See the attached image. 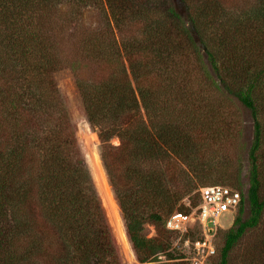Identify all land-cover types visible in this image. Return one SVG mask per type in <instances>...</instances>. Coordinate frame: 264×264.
I'll return each instance as SVG.
<instances>
[{
    "label": "trees",
    "instance_id": "obj_1",
    "mask_svg": "<svg viewBox=\"0 0 264 264\" xmlns=\"http://www.w3.org/2000/svg\"><path fill=\"white\" fill-rule=\"evenodd\" d=\"M66 68L142 264H178L157 260L166 220L196 208L205 148L246 110L248 188L211 264H264V0H0V264H122L55 80Z\"/></svg>",
    "mask_w": 264,
    "mask_h": 264
},
{
    "label": "rangeland",
    "instance_id": "obj_2",
    "mask_svg": "<svg viewBox=\"0 0 264 264\" xmlns=\"http://www.w3.org/2000/svg\"><path fill=\"white\" fill-rule=\"evenodd\" d=\"M247 1L250 2L252 0H228V6L233 7L243 5V3H246ZM55 80L58 89L64 98L69 116L76 127L77 141L90 167L96 188L102 200V204L105 208L108 221L110 223V226L113 230L117 242L122 264H142L138 261L131 246V243L127 237L120 209L113 197L110 185L108 183L105 171L103 169L99 157L98 147L100 144V139L97 131L91 128L88 122L86 121L80 95L75 83L74 72L68 68L62 69L55 73ZM236 114H238L239 121L241 124L239 125L238 132L234 133V139L229 142H224L222 144H211L207 148H205L204 156H213L212 167L209 172L210 175L208 178L202 179V181H197L195 183V189L191 194L190 202H198L197 194L199 195V189L206 185H227L238 189L242 194L245 193L246 189L248 188V150L253 140V124L250 114L246 110L237 108V110L235 111H230L229 116L231 118L233 115ZM226 117L228 118V114H226ZM112 143L116 145L118 144V141L114 139L112 140ZM261 157L262 164L264 165V150L262 151ZM97 158L101 163V167L103 169V173L108 184L109 191L111 193V199L113 202H110V199L106 195L102 194L95 179L92 163L93 161L95 162ZM247 212L248 208L246 205H244V217L247 216ZM235 215L233 213L222 214L218 218L219 225H217L216 228H213V230L211 231H209L210 228H206L205 230H203L202 225H200V223L196 220L190 221V227L187 229L186 232L182 233L174 232L167 229L165 223L164 230H166L165 235L168 238L169 247L166 251L157 254V260L161 262H175L178 264H211L216 259L215 255L220 242L217 233L219 230H227L228 228H230L232 226ZM120 225L124 229L126 238L129 243V247L125 248L124 244L121 242L118 232V226ZM159 230L160 228H156L152 224H146L144 226L143 233L145 234L146 238L149 239L160 238ZM259 233H264V215L262 218ZM252 234L256 233L253 232ZM207 236L209 238L207 239L208 242H211L214 247V253L212 254L207 253V251L210 252L208 248V243L205 246L200 247L199 249L195 247L196 241H202ZM254 238L255 237L251 236L250 233L240 242V244L232 253L233 261L240 260L241 258H243L244 255L247 254L248 249H250V245H252V241L254 240ZM179 256L182 257L178 258ZM170 257L175 258L173 260L168 261L167 258ZM253 261L255 264H257L258 262L257 259H254Z\"/></svg>",
    "mask_w": 264,
    "mask_h": 264
},
{
    "label": "built area",
    "instance_id": "obj_3",
    "mask_svg": "<svg viewBox=\"0 0 264 264\" xmlns=\"http://www.w3.org/2000/svg\"><path fill=\"white\" fill-rule=\"evenodd\" d=\"M242 200V194L238 189L226 185H206L199 189V204L188 215L174 212L166 220L167 229L174 232H186L190 227V221H198L203 230L216 228L218 218L224 213L236 214ZM208 236L202 241H196L195 247L199 249L209 244L208 254L214 253V247L208 242Z\"/></svg>",
    "mask_w": 264,
    "mask_h": 264
},
{
    "label": "bare ground",
    "instance_id": "obj_4",
    "mask_svg": "<svg viewBox=\"0 0 264 264\" xmlns=\"http://www.w3.org/2000/svg\"><path fill=\"white\" fill-rule=\"evenodd\" d=\"M90 149V148H89ZM91 159V158H90ZM93 161V160H92ZM92 163V162H91ZM92 167H93V170H94V176H95V179L97 181V184L102 192L103 195H106L109 199H110V202L112 201L111 199V193L109 191V187H108V184L106 182V179H105V176H104V173H103V169L101 167V163L99 161V159L97 158L95 160V162L93 161L92 163ZM104 192V193H103ZM106 198V197H105ZM108 200V199H107ZM106 200V201H107ZM113 202V201H112ZM118 232H119V236H120V239H121V242L124 244L125 248L126 247H129V243H128V240L126 238V235H125V232H124V229L122 228V226H118Z\"/></svg>",
    "mask_w": 264,
    "mask_h": 264
}]
</instances>
